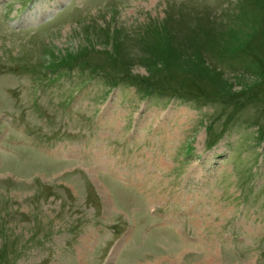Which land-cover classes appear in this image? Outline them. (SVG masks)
Wrapping results in <instances>:
<instances>
[{"label":"rangeland","instance_id":"rangeland-1","mask_svg":"<svg viewBox=\"0 0 264 264\" xmlns=\"http://www.w3.org/2000/svg\"><path fill=\"white\" fill-rule=\"evenodd\" d=\"M0 264H264V0H0Z\"/></svg>","mask_w":264,"mask_h":264}]
</instances>
